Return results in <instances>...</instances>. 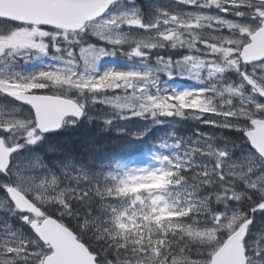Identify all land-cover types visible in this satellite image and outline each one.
Masks as SVG:
<instances>
[{"label":"snow or ice","instance_id":"1","mask_svg":"<svg viewBox=\"0 0 264 264\" xmlns=\"http://www.w3.org/2000/svg\"><path fill=\"white\" fill-rule=\"evenodd\" d=\"M113 2L114 0H96L93 11L87 18L71 24H33L10 16H0V64L5 61L27 62L34 55L47 56L50 48L60 53V42L63 41L66 45L63 48L66 63L71 65L67 68L52 67L29 75L6 73L0 69V93L26 103L31 109V118L28 120L0 111V133H3L0 134V154L3 155L0 174L4 177L9 175L12 153L23 146L19 143L20 140L35 144L41 139L42 133L61 127L69 117L80 118L85 115V105L71 101L69 107L54 121L42 120L38 115L37 103L44 98L62 95L55 89H75L80 93L122 90L124 95H117L114 100L109 101L118 110H127L137 116L150 114L156 117L158 112L161 115L168 114L153 107L164 103L167 97L159 95V90L156 95L148 93L147 82L152 78L151 72L135 73V78L128 80L112 79L120 70H108L99 76L94 74L98 61L104 56L114 55L117 50L122 51L120 46L124 44L134 45L128 55L135 57L146 56V50L157 48L186 49L187 54L178 59L156 57L157 63L162 65L161 70L169 77L174 74L173 69H179L182 65L190 66L186 75L197 80L200 79L202 69L206 70L208 78L215 76L217 79H220L219 74L228 69L238 72L242 77L240 83H229L219 88L222 90L221 94L226 93L232 97L227 106L210 109L211 114L222 119H210L208 122L215 127L240 131L257 151L251 136L259 124L264 123V103L255 100L253 94L264 97V56L249 59L245 49L253 45L260 35H264V0H177L178 3L198 10L214 8L218 12L206 14L199 11L159 10L147 23L142 22V17L136 11L102 19ZM128 2L134 4L135 0ZM220 13L248 19L242 23ZM182 18L196 25L194 31L186 33L187 39L168 34L171 31L170 22H180ZM201 21L204 22L202 25ZM161 25L164 27L161 28ZM123 26L140 27L146 32H151L155 26L156 39L150 35L142 39L112 35L113 30ZM89 29L114 47L99 46L88 51L81 50L80 60H77L70 45L77 43V38ZM242 65H250L249 70L245 71ZM80 67H83L82 73L78 71ZM245 83L251 86L248 94L243 91ZM78 85L81 87H77ZM83 85L88 86L82 87ZM137 91L139 95H136ZM211 91L217 92L215 84ZM189 94L195 93L172 91L174 96ZM207 97L204 92L201 93L202 100ZM233 97L240 98L238 104H233ZM134 101L141 103L136 104ZM177 114H181L179 110ZM204 116L205 114H201L198 119ZM257 152L264 156V153ZM216 155L222 161L227 153L218 150ZM161 163L164 167L157 171H142L144 176H165V184L156 191H166L170 183L174 184L178 180L182 182L184 179L179 174L181 169L177 171L171 166L165 168V164L169 163L167 159H162ZM169 172L172 175H168ZM228 172L232 174L226 173L221 165H215L212 171L204 168L201 172L194 173L198 179L193 183V188L213 184L219 187L202 198L199 197V200L193 198L180 205L169 203L151 191L147 197L130 191L129 185L134 181L139 182V177L134 175H128L114 189H101L98 186L59 188L56 177L37 179L17 171L15 174L18 182L12 185L0 180V188L9 194L12 202L9 210L20 215L34 231L36 238L22 239L10 231L7 225L0 226V264H49V257L58 253L59 244L46 238L39 228L49 221L62 224L63 217L79 216L71 206L73 200L87 205L94 198L106 201L109 197L128 198L132 207L120 208L104 203L98 214L93 215L89 211L80 218L76 239L86 248L90 264H217L218 253L229 246L234 236L239 239L242 264H264V244L245 241L251 224L247 213L264 210V174H257L249 168L239 171L237 179L235 167L229 168ZM237 181L243 182V190L239 189ZM197 183L199 188H196ZM213 200L225 203L234 201L235 210L231 214L210 211L209 202ZM49 204L58 205L59 211L55 218L47 209ZM168 213L176 215L159 219L161 215ZM87 221L94 223L86 229L82 228L80 225ZM87 232H91L92 241L101 242L99 250L83 239Z\"/></svg>","mask_w":264,"mask_h":264},{"label":"rangeland","instance_id":"2","mask_svg":"<svg viewBox=\"0 0 264 264\" xmlns=\"http://www.w3.org/2000/svg\"><path fill=\"white\" fill-rule=\"evenodd\" d=\"M183 5L185 8L180 6L177 8V10L182 12L199 11L206 14H216L218 12V10L214 8L198 10L195 7L185 4ZM163 6V0H150V2L146 3V9L144 10L142 7L137 6L136 4L129 3L128 0H122L117 6L106 13L102 19L108 18L112 15H119L124 12L136 11L142 17V22L147 23L152 17L158 14L159 10H164L162 9ZM220 14L242 23L246 22L248 19L246 17H232L230 13ZM203 23V21L200 22L201 25ZM163 27L164 25H161V28ZM170 27L171 31L175 32V35L180 36V39H187L186 33L189 31H194L196 25L191 21H185L182 18L180 22H170ZM204 31L206 32L207 29ZM112 35H122L131 39H142L150 35L153 39H156V29L155 26H153V30H151V32H146L145 29L140 27L123 26L120 29L113 30ZM77 39V43L70 45V47L74 50V57L77 60H80L81 50L88 51L99 46H103L105 48L114 47L113 45L108 44L105 40H102L98 35H95L91 29L85 31ZM93 39H96L99 42L94 41ZM75 44L79 45L78 49L73 48ZM65 46V43L61 41L60 47L62 51L60 53H57L55 49L50 48L49 54L47 56L34 55L27 62L20 61L9 63L8 61H5L4 64H0V69H3L6 73L19 72L22 75H29L41 70H48L52 67H71V65L66 63L67 57L63 52V48ZM133 46L134 45L124 44L120 46L123 49L122 51L117 50L114 55H107L101 58L96 64V71L94 74L99 76L108 70H120L121 72L113 76L112 79L128 80L135 78V73L143 74L145 72H151L152 78L147 82L148 93L151 95H156L158 94L159 90V95H166L167 97V100L164 103L155 104L153 107L168 114L161 115L158 112L156 117H152L150 114L145 116H137L131 114V112L127 110H118L109 101L114 100V97L117 95H124L125 93L122 90H108L96 93H80L75 89L64 88L54 90L62 93L60 96L74 98L76 101L85 105L86 114L81 119H90L94 116H98L99 118L108 121L106 126H110V124L113 126L117 123L118 126L114 128L116 132L124 131L129 125L130 128H132L133 124L136 122L138 123L137 125L135 124L136 129H138L140 132H144L149 128H153L155 131H157L158 141L151 147V149L146 151L142 150L139 155L129 158L126 161H122L121 158L118 157L115 168H106L102 170V177L104 180L98 185V187L102 189H114L120 183V181L126 179L128 175H134L139 177V182L134 181L131 183L129 185L130 191L142 193L145 197H147L151 191L155 196L162 197L169 203L183 205L186 200H192L193 198L198 200L197 196H195V192L193 191L192 177L195 173L193 170L197 160L196 155L203 156L206 153H211V158L216 156L217 158L214 160L215 165L217 167L221 165V168L225 169V172L228 174H232L228 172L229 168L235 167L238 179L239 171H246L249 168H251L257 174H264V161L258 155H256L250 149V147H238V152H240V154H237L234 151L223 150L224 148H220L216 145L220 143L219 141H215V144L210 140L206 141L205 134L200 133V131L196 132L192 126H188V120L190 119L187 113L192 114L195 118H198L201 114H205L203 118L198 119L202 121L200 126H204L206 124L213 126L208 122V120L211 119L219 121L222 119L221 117L211 114L210 109L213 107L219 108L220 106H227L229 100L232 99V97L226 93L221 94L222 90H219V88L222 85L226 86L229 83H232L233 85L240 83L242 78H237L234 81L230 80L229 78L231 75H239L238 72L228 69L224 73L219 74L220 79H217L215 76L208 78L206 70L202 69L200 79L197 80L186 75V72L190 66L182 65L179 69H173L174 74L169 77L161 70L162 65L157 63V56H153V53L155 50H166V52L171 51L173 53L174 49L165 47L162 49H152L150 51L146 50L148 51V55L140 57L143 59V61H128L131 60L130 57H134V59L138 58L128 55L130 48ZM177 53L179 58H181L187 54V50L179 49ZM161 56L172 57L174 59L173 54L170 56ZM242 67L245 71H247L249 70L250 65H242ZM78 71L82 73L83 67H80ZM214 84L217 88L216 93L211 91V88ZM87 86L88 85H83L82 87ZM77 87L81 86L78 85ZM93 87H97V85H93ZM165 90L167 92H165ZM173 90L181 93L189 91L190 93L195 94L174 96L172 95ZM202 92L208 96L206 100L201 99ZM139 94V91H137L136 95ZM105 97L108 98L106 99ZM239 99V97H233V104H238ZM134 103L139 104L141 101H134ZM177 110H179L181 114H177ZM0 111L23 120H28L31 118V111L26 105L11 99L3 93H0ZM121 112H123V114H121ZM81 119H67L62 128L64 133L78 129L81 125L79 122ZM184 127H189V130L195 131L191 133H196L198 136H201V138H199V140H195L197 137L194 139L192 135L183 137V135L179 133L178 129H183ZM4 135L7 136V134ZM165 137H167L168 140H166ZM46 141V134L43 133L41 139L35 144H27L23 140L19 141V143H21L23 146L12 154V161L9 167L10 173L8 175L11 181L8 184L15 185L18 182V178L15 174L17 171L22 172L24 176H30L37 179L56 177L59 188H71L77 181L84 180L88 177L94 178L93 170L73 159H57L54 161L55 167H53V164H49L45 160L43 152L39 149L44 143H46ZM224 143H227V140H225ZM49 148L52 150L51 146H49ZM218 150H223L227 153L222 161L216 155ZM96 157L98 156L89 154L91 161H95ZM162 159H167L169 162L168 164H165V168L171 166L177 171L181 169L179 174L180 176L184 177L182 182L178 180L173 185H168L167 190L170 192V196L166 195L165 191H156V189H159L161 185L165 184L166 178L162 180L161 175H142V171L151 173L159 170L161 167H164V165L161 166ZM198 164L200 171H202L204 168L210 170L215 167V165L212 166L209 164H202L201 159H199ZM168 175H172V173L169 172ZM6 194L9 201L6 199H0V213L5 214L11 212L9 209L10 205L12 204L7 192ZM104 203L115 205L120 208L132 207L128 201V198L109 197L105 202H102V205ZM50 205L52 204L47 206ZM210 211H212V209ZM232 211H234V209H226L225 211L218 213L231 214ZM174 215L176 214L168 213L167 215H161L159 219H168ZM252 224L253 221L250 225ZM3 225L6 224H4L0 218V226ZM7 227L10 231L16 233V235L22 239H34L28 234L19 233L15 224L7 225ZM122 227L124 226L122 225ZM249 234L253 235L256 241H259V243L264 242V232L258 234L256 232L250 231Z\"/></svg>","mask_w":264,"mask_h":264},{"label":"trees","instance_id":"3","mask_svg":"<svg viewBox=\"0 0 264 264\" xmlns=\"http://www.w3.org/2000/svg\"><path fill=\"white\" fill-rule=\"evenodd\" d=\"M121 2V1H120ZM150 2V0H135V3L137 6L142 7L144 10L146 9V3ZM165 8L169 12H175L174 8V0H163ZM119 4V3H118ZM116 4L115 6H117ZM182 5V4H181ZM114 6V7H115ZM93 38V37H92ZM94 41H97L96 39H93ZM99 42V41H97ZM177 50H174L173 53H166V50L164 51H154L153 56H161L166 55L170 56L173 54L174 58H178L179 55L177 53ZM131 60L128 61H143V59H134V57H130ZM121 60V56H120ZM234 78H242L238 74L234 75ZM245 89L243 90L245 94L250 93L251 87L248 86L245 83ZM253 97L255 100H257L260 103H263L264 100L259 97L258 94H253ZM28 107V106H27ZM29 108V107H28ZM30 109V108H29ZM31 111V109H30ZM123 114V112H121ZM188 120V126H192V128L196 127V121L193 118H189ZM81 125L78 129L74 131H68L64 133L63 130H60L57 133L54 134H48L46 135L47 141L44 143L39 149L43 152L45 156V160L49 164L54 165V161L57 159H73L75 161H79V163L83 164L87 168L93 170L94 178L88 177L84 180L77 181L75 185H73L71 188H84L87 186H98L104 179L102 177V170L106 168H115L116 166V160L117 158H121L122 161H126L129 158H132L136 155H139L142 150H148L151 149V147L158 141L157 131H155L153 128H149L148 130L144 132L138 131L136 129L137 122L133 124V127L130 128V125L122 132H116L114 129L118 126L116 123L115 125L106 126L108 124L107 120H103L99 118L98 116H94L90 119H81L79 120ZM201 129L205 128V131L208 132L211 142L215 144V141H219L220 143L216 144L220 148H224L225 150L236 151V147H245L249 148V143L243 133L236 129H223L221 136L215 137L216 132L208 131L210 127H207V125L200 127ZM179 133L183 135V137L191 136V132H195L193 130H189V127H184L178 129ZM213 132V133H211ZM63 135V136H60ZM166 140H168L167 137H165ZM217 138V139H216ZM227 140V143H224V141ZM49 146L52 147V150L49 148ZM89 154L96 155L95 161H91V158H89ZM217 157L211 158L208 153L204 154L203 156L196 155V162H195V168L194 172H201L199 168L198 161L201 159V163L204 165H212L214 166V160ZM162 166V163H161ZM213 169H210L208 171H212ZM219 174V173H217ZM165 179V178H164ZM198 178L194 175L192 177L193 183ZM0 180H3L5 183H10V177H4L2 174H0ZM237 184L239 186L240 190L244 189L243 182L237 181ZM170 185H173L170 183ZM219 185L213 184V185H205L199 188V184H196V188H193V191L198 196L197 199L199 200L203 195L207 194L214 188H218ZM102 189V188H101ZM165 194L170 196V192L168 190L165 191ZM200 197V198H199ZM0 199H6L8 200L6 190L3 188H0ZM9 201V200H8ZM102 202L99 198H94L93 201L90 204H84L82 201L73 200L72 201V208L74 211L79 213L80 215L77 217L74 216H68L63 217V224L74 231L76 234H78V223L80 218L83 216L84 213L91 211L93 215H96L100 212ZM234 203V204H233ZM232 204V205H231ZM226 206V207H225ZM235 206L234 201H228L225 202H219V201H210L209 202V208H212L213 212H223L226 209H229L231 207ZM47 209L50 213L53 214V217H56V214L59 211L58 205H50L47 206ZM249 217L253 218V224L250 226V231L253 232H259L261 229H264V210L256 212H248L247 213ZM1 221L4 222L6 225H13L15 224L18 228L17 231L19 233L28 234L30 237L36 238L35 234L33 233L32 229L28 224H26L21 218L20 215L15 213H0ZM9 218V219H6ZM94 223V221H87L80 226L82 228H87L90 224ZM206 223H210V221H206ZM91 232H87V234L83 237L85 241H89L92 243L93 247L98 249V245L101 242L98 241H92L91 240ZM246 242H256L254 239V236L249 234ZM264 244V242L262 243ZM247 246V243H246ZM100 258L102 259L103 256L101 254Z\"/></svg>","mask_w":264,"mask_h":264},{"label":"water","instance_id":"4","mask_svg":"<svg viewBox=\"0 0 264 264\" xmlns=\"http://www.w3.org/2000/svg\"><path fill=\"white\" fill-rule=\"evenodd\" d=\"M117 1L119 0H114L112 4ZM95 2L96 0H0V16H10L33 24L43 22L57 25L71 24L87 18L92 13ZM245 54L249 59L264 56V35H260L253 45L246 48ZM71 101L75 100L63 96L41 99L37 103L38 115L42 120L52 122L69 107ZM61 127L50 129L44 133L57 132ZM251 139L257 151L264 153V123H260L258 129L253 131ZM259 156L264 160V156L260 154ZM2 160L3 155L0 154V162ZM10 165L11 163L9 167ZM39 230L46 238L53 239L55 243L59 244V251L56 255L49 257V264H90L88 252L76 239L77 234L63 223L58 224L54 220L49 221L41 226ZM217 264H242L241 249L237 236L233 237L226 249H222L218 253Z\"/></svg>","mask_w":264,"mask_h":264},{"label":"bare ground","instance_id":"5","mask_svg":"<svg viewBox=\"0 0 264 264\" xmlns=\"http://www.w3.org/2000/svg\"><path fill=\"white\" fill-rule=\"evenodd\" d=\"M233 204H234V203H233ZM231 205H232V204H231ZM225 207H226V206H225ZM211 209H212V208H211ZM211 209H210V210H211Z\"/></svg>","mask_w":264,"mask_h":264}]
</instances>
